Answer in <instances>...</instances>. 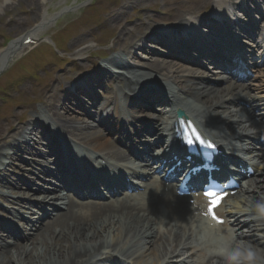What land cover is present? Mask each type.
I'll use <instances>...</instances> for the list:
<instances>
[{"label": "bare ground", "instance_id": "6f19581e", "mask_svg": "<svg viewBox=\"0 0 264 264\" xmlns=\"http://www.w3.org/2000/svg\"><path fill=\"white\" fill-rule=\"evenodd\" d=\"M22 1L0 0V15H4L0 17V21L5 16L12 19L11 23L3 22V25L11 26L9 27L11 30L22 28L14 36L24 35L23 38H18L8 47L2 46L0 48V70L4 65L11 67L9 57L18 54L19 58L12 64L15 66L20 58L25 56V54L20 53L28 46L27 40H35L40 37L39 30L41 28L37 26L27 30L26 27H23L24 24H21V20L14 17L12 7L15 3ZM31 1L27 11L20 8L17 13L26 15L27 12L31 11L32 16H40L39 19L42 17L43 22L39 27H46V24L52 22L56 15L49 18L45 15L46 12L41 13L40 11L45 7V11H48L51 7L47 6L50 4L45 6L43 1L39 3H35L38 2L37 0ZM91 1L85 0L82 4L72 7L74 10H78ZM145 1L125 0V10L128 5V7H132V5H140L142 2V4H146L148 0L144 3ZM35 6L41 8L38 11L39 14ZM142 8L141 11L146 9L144 6ZM253 8L260 10L256 4H253ZM243 11L246 13L245 19L250 25L255 20L250 17L245 9ZM113 13L108 26L110 28L112 26V29L119 27V33L117 31L115 46L114 48L110 47L111 50L120 48L122 54L132 55L130 58L143 62L139 68L137 63L135 69L128 68L125 67L120 56L115 55L111 60L113 64H116V70L113 69L112 75L108 68L100 73H94L97 77L111 75L117 82V88L113 91L119 90L124 95L123 99L128 100V96L124 94L126 88L132 94L134 92L139 94L141 93L140 88L143 86L148 88L156 86L155 84L152 85L150 81L156 82L157 79H154L153 76H158L161 82L172 86L174 102L175 99H182L185 115L188 116L191 125L201 126L202 129L207 130L212 135L229 142L228 144L233 147L236 144L242 147L240 145L242 142L252 141L255 143L260 139L264 127L263 71L257 69V73H259L257 80L249 79L244 83L232 81L225 74L214 75V72H209L224 83L195 85L191 82L206 83L211 79L209 73H206L208 71L203 68L210 66L208 64L201 65L204 56L199 55L193 63L192 60L190 61V57L185 56L181 51L169 48L167 57H155L150 52L154 47H149L143 40L149 36V31L154 29V25L146 23L147 21H140L130 28L131 21L122 19L124 15L122 9ZM27 15L30 16V13ZM38 22L39 20L35 21V23ZM203 23L210 25L217 34L224 33V31L217 30L219 23L215 20L208 19ZM183 24L191 29L196 26L192 22L186 21ZM233 24L235 27H240L239 21L233 22ZM137 27L146 32L142 36L143 38L134 33ZM160 35L163 36V33ZM152 36L149 37L157 39L155 34ZM182 37L187 41L184 44L190 45L189 49H195L192 47L196 46L193 35ZM85 38L88 37H78L71 46L76 47L82 44ZM235 39L236 35L233 33L224 37V40L229 44H232ZM90 50L91 47L85 45L76 51H72L70 48L69 52L70 56H73L72 60L90 65L94 62V60H89L88 55H86ZM142 52L145 55L143 57L138 56ZM201 52L203 53V51ZM205 54L216 62V59L209 52ZM81 63L75 64L77 69L82 68ZM190 65H197V67L189 68ZM92 79V72L83 77L80 85L70 81L66 76L57 77L55 85L41 90V95L46 96L45 99H42L41 106H37L33 101L21 106L20 108L23 110L20 112L16 110L15 113L8 115L5 119L8 124L0 128V198L10 208L9 214L18 217L21 215L18 220L15 218L2 219L0 216V264H127V262L128 264H213V261H217L219 264L221 258L214 254V249L222 239L228 241L242 239L250 242L257 249L264 250V246L259 243L264 244V219L258 218L253 211H244L245 208L250 207V202L264 201V151L257 149L256 145L247 147L249 151L255 152L256 157L259 158V164L254 168L253 178L244 177V180L241 179L239 191L233 196L227 208L221 210L223 214H229L230 227H211V222L203 216L204 209L201 207L204 204L203 198L201 196L180 197L176 194L177 184L160 190L163 207L160 213L155 208L145 209L139 204L132 205L130 202L124 201L104 205L87 204L81 213L79 210L81 206L77 205L76 200L72 197H65L61 202L62 204L59 205L61 208H65L63 213L61 211L57 213L56 221L45 220V217L49 216V211L44 208L45 205L61 209L55 201L61 197L57 193L55 183H52V191L49 189L48 178H45L42 183L34 184L35 190L30 186L22 188L21 185L26 186L25 181L27 180L33 183L38 180L34 171L27 169L29 166L34 167L44 175H51L61 184H65V187L68 185L66 183H71L66 182L63 178L67 168H62L64 163L61 160L55 157L57 160L45 166L49 160L46 158L48 155L47 148L52 149V145L57 142L59 135L64 132L71 134L78 144L89 146L102 157L113 158L117 156L119 159L129 160L131 157L128 146H136L137 144L138 147L142 148L138 151H145L146 149L157 151L156 155L153 156L155 159H159L163 155L162 152L158 151L161 149L156 148L162 141H167L163 135L166 133L173 135L179 130L180 120L173 116L172 104L167 106L163 113L153 116L155 117L153 119L155 125L151 126L154 128L147 126L131 129V133L123 131L124 122L121 121V111L115 106V111H108L104 118V121L107 120L108 122L112 118L115 121L117 119L115 126H108L106 123L102 125L103 121L97 120L99 114H95V119L92 121L81 119L73 113L70 114L72 109L69 106L70 103L78 102L80 106L84 105L80 101L78 93L79 91L84 93L86 89L83 90L84 84L91 83ZM155 98L160 99V97ZM240 100L250 102V107L242 105ZM170 101L171 99L169 104ZM139 107H146V97L140 102ZM137 108L135 107L136 111ZM25 109L26 113L21 117ZM75 111L78 112V110ZM24 118L27 119L24 120ZM9 123H13V126ZM41 128L43 132L39 130ZM35 129L38 136L45 138L46 141L40 142L39 138L36 141L34 138L37 136L34 132ZM133 132L140 134L132 139ZM144 135L153 136V138L145 139L147 140L145 141L142 139ZM41 143H45L43 148ZM37 145H39V149H37ZM24 154L30 156L31 163L24 159ZM56 155L62 159L60 148H58ZM185 164L187 163L183 162L182 167ZM138 167L147 168L149 171L156 168L152 167L151 159L139 163ZM134 168L131 165L127 167L134 174L142 172V169L134 171ZM89 180L86 178L82 184L87 185ZM194 184L196 183L194 182ZM143 185L149 190L153 186L148 182H143ZM5 188L11 191L5 192ZM68 188L74 191L75 187L68 186ZM82 191H87V188H82ZM12 195L17 197H12ZM153 195H156V192L150 193L149 191V196ZM192 198L195 199V203L190 200ZM85 209H88L91 214L85 215ZM40 210H43V218L38 217L34 220L24 215L29 213L35 215ZM238 227H240V231H238ZM23 231L26 235L21 238ZM236 232L238 234L235 235ZM217 233H225V236ZM255 240L258 242H254Z\"/></svg>", "mask_w": 264, "mask_h": 264}, {"label": "rangeland", "instance_id": "374dc122", "mask_svg": "<svg viewBox=\"0 0 264 264\" xmlns=\"http://www.w3.org/2000/svg\"><path fill=\"white\" fill-rule=\"evenodd\" d=\"M37 1L38 2L35 3L43 1L45 3V6L50 4L47 7H51L48 11H45L46 7L44 9H41L35 6L38 14V11L41 9L40 12H46L45 15H48V17L56 15L53 23H51V27H53L52 32L53 30L56 32V34L52 37L54 41H52V43H50L47 48L44 46L43 48L38 49L34 54L29 56L24 61L20 62L17 67L10 73V75L7 76V79H4L2 82L0 81V128L8 124L5 121L8 115L15 113L16 110L18 112L23 110V108H20L21 106L26 105L27 103H30L32 101L35 102L38 106L40 105V99H45L46 97H43V95H41V90H45L55 85L57 77L63 78L64 72L68 73L67 69L70 70L69 64L67 63L68 61H70V59L73 58V56H70V48H72V51H76L87 45L91 47V50L87 52L86 55H91L97 52L107 53L108 48H110L111 46H115V37L117 36V31L119 33V27H117L116 29H112V26L111 28L110 26H108V23L110 22L109 20L114 14L113 12L119 10L121 11L122 9V13H124L122 19L132 20L130 22V28H132L134 24L136 25L140 21L154 22L151 18L147 17V13H142V11L140 10L141 6L143 5L149 6L150 8L151 6H154L160 9L161 12L165 13L163 14V16H167L170 13L173 14L172 7L174 6V4H185L186 6H188L192 3V0H146L149 4H147L145 1L144 3L146 4H142V2L140 3V5H132V7L127 6L125 10V0H92L84 7H81L78 10H73L71 9V7L74 6L72 5L73 3L80 5L85 0ZM49 1L50 3H47ZM31 2V0H23L21 3H15V5L12 7L13 13L15 15L14 17L20 19L21 24H24L23 27H26L27 29L30 25L34 24L36 20H39L38 17L40 16H32L33 13L31 11L27 12L30 13V16H28L27 13L26 15H20L17 12L20 11V8H22L21 10L27 11ZM67 7L68 10H63ZM185 7L176 9L174 13L176 15L180 14L181 12L182 14H184ZM161 12L158 13L161 15V17H163ZM126 14L128 15L127 17H125ZM149 15L156 17L154 13L150 11ZM2 16L4 15H0V17ZM11 21L12 19L7 18L6 16L2 18V21H0V48L11 40L17 39L14 34L16 32L19 33L22 30V28L11 30V28H9L11 26L3 25V22L11 23ZM49 28L45 29L44 31H47ZM44 31L43 33H45ZM52 32L48 33L47 35H49L50 37ZM134 33L136 35H139L138 30H136ZM85 36H87L88 38H85V40L82 41V44L76 47L71 46L72 44H74V42H76L75 39ZM49 37H46V39ZM48 44L49 43H47V45ZM60 49L67 53L66 56L61 59L59 57L61 55H64V53L60 51ZM55 63V68H51L50 70L48 68L49 65H55ZM207 64L213 66L210 62H207ZM61 68H63V70H61ZM69 72L71 73L72 71L70 70ZM67 78L72 81L71 77L69 78L68 76ZM1 79L2 78H0V80ZM36 79L41 81L40 83L42 84V88L39 87ZM24 85L25 87H23ZM111 86L112 85L106 87L107 90H110ZM98 94L99 96L101 95V93ZM25 113L26 109L22 114ZM11 125L13 126V123Z\"/></svg>", "mask_w": 264, "mask_h": 264}, {"label": "clouds", "instance_id": "9594fccd", "mask_svg": "<svg viewBox=\"0 0 264 264\" xmlns=\"http://www.w3.org/2000/svg\"><path fill=\"white\" fill-rule=\"evenodd\" d=\"M244 211H253L258 218L264 219V201L250 202V207ZM214 254L221 258L219 264H264V250L242 239H222ZM213 264H217V261H213Z\"/></svg>", "mask_w": 264, "mask_h": 264}, {"label": "snow or ice", "instance_id": "6c2138e0", "mask_svg": "<svg viewBox=\"0 0 264 264\" xmlns=\"http://www.w3.org/2000/svg\"><path fill=\"white\" fill-rule=\"evenodd\" d=\"M192 135H193V136H196V142H197L198 144H200L201 146H206V147H208V148H214V147H215V145L212 144V143H207V144H205V143L203 142V140L199 137V135L195 132L194 129H193V131H192ZM187 143L191 146L192 143H193V141H192L191 139H189V140L187 141ZM205 195L208 196L209 198H211V207L209 208V212L212 213V218L215 219V220H217L218 223H222V221H220V220L215 216L213 209L219 205V203H220V199H222L223 197L221 196V197L217 198V194H216V193H213V192H206Z\"/></svg>", "mask_w": 264, "mask_h": 264}]
</instances>
